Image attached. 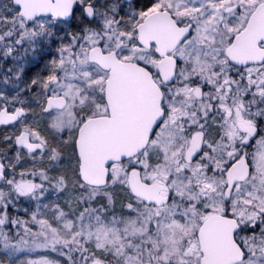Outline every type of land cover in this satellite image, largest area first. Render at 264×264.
Listing matches in <instances>:
<instances>
[{"label":"snow or ice","instance_id":"snow-or-ice-1","mask_svg":"<svg viewBox=\"0 0 264 264\" xmlns=\"http://www.w3.org/2000/svg\"><path fill=\"white\" fill-rule=\"evenodd\" d=\"M0 264H264V0H0Z\"/></svg>","mask_w":264,"mask_h":264}]
</instances>
